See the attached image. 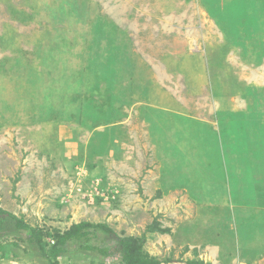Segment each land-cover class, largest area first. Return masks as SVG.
<instances>
[{"label":"rangeland","instance_id":"374dc122","mask_svg":"<svg viewBox=\"0 0 264 264\" xmlns=\"http://www.w3.org/2000/svg\"><path fill=\"white\" fill-rule=\"evenodd\" d=\"M0 210L48 245L90 222L264 264V0H0ZM27 238L0 231V264H42ZM93 244L60 261L121 264Z\"/></svg>","mask_w":264,"mask_h":264},{"label":"trees","instance_id":"16d2710c","mask_svg":"<svg viewBox=\"0 0 264 264\" xmlns=\"http://www.w3.org/2000/svg\"><path fill=\"white\" fill-rule=\"evenodd\" d=\"M10 227H14L17 233H26L30 245L37 250L35 256L43 260L42 264H64L60 259H65L71 254L79 253L80 251L107 256L108 250L100 249L93 244V239L97 237L98 232L118 241L121 264H169L172 262H162L146 254L143 251L144 238L120 237L105 224L82 222L71 226L65 232L55 231L54 235L47 234L48 236L50 235L53 242L48 245L45 242L46 234L43 231L28 225L12 213L0 210V231H8ZM75 246L78 249L71 250ZM0 251L5 254V245L2 243L0 244ZM182 263L207 264L201 260H187Z\"/></svg>","mask_w":264,"mask_h":264},{"label":"crops","instance_id":"0c3cea01","mask_svg":"<svg viewBox=\"0 0 264 264\" xmlns=\"http://www.w3.org/2000/svg\"><path fill=\"white\" fill-rule=\"evenodd\" d=\"M221 130H220V132L218 133V142H217V144H218V147L221 149V148H224V144H225V142H226V144L228 143V142H230V140L229 139H231L232 137H233V132H231L230 131V128H228V127H223V128H220ZM216 137V138H217ZM219 148H218V150H216V149H214V151L216 150V151H218L219 152ZM221 158V157H220ZM219 158V159H220ZM218 159V160H219Z\"/></svg>","mask_w":264,"mask_h":264}]
</instances>
